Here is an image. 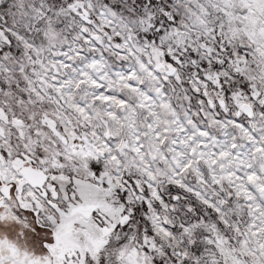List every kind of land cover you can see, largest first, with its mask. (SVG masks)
<instances>
[{"label": "snow or ice", "instance_id": "obj_1", "mask_svg": "<svg viewBox=\"0 0 264 264\" xmlns=\"http://www.w3.org/2000/svg\"><path fill=\"white\" fill-rule=\"evenodd\" d=\"M0 264H264V0H0Z\"/></svg>", "mask_w": 264, "mask_h": 264}]
</instances>
